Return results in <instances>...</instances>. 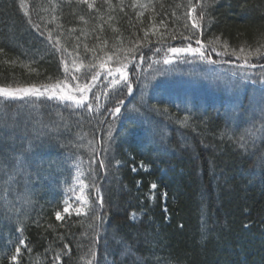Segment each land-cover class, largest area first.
I'll return each instance as SVG.
<instances>
[{"label": "trees", "instance_id": "obj_1", "mask_svg": "<svg viewBox=\"0 0 264 264\" xmlns=\"http://www.w3.org/2000/svg\"><path fill=\"white\" fill-rule=\"evenodd\" d=\"M21 2L0 0V88L14 91L0 94V122L11 129L0 139V219L10 220L0 264H264V80L253 83L259 69L231 87L201 74L235 70L242 60L224 63L237 60L233 49L264 45V0H192L194 10L188 0ZM197 38L216 64L167 51ZM165 56L178 59L164 74L170 85H152ZM117 68L133 93L122 86L99 108ZM32 87L44 95L15 91Z\"/></svg>", "mask_w": 264, "mask_h": 264}, {"label": "snow or ice", "instance_id": "obj_2", "mask_svg": "<svg viewBox=\"0 0 264 264\" xmlns=\"http://www.w3.org/2000/svg\"><path fill=\"white\" fill-rule=\"evenodd\" d=\"M81 3H84L86 5H88L89 8H93L94 7V3L90 2V0H80ZM190 9L194 10V6L192 5V0H188V5H187ZM21 7H24L23 4V0L21 2ZM203 9V5L201 6ZM27 15V12H26ZM205 18V11H201L200 12V20H203ZM29 23H31V20L29 19ZM201 25L197 22V21H193L192 24V28L197 29L200 28ZM41 35H43V33H41ZM185 39L191 40L192 37H185ZM217 40L219 39V37L216 38ZM197 47H192L191 43H189L187 46L182 47V48H178V47H170L167 49L168 52L170 53H199V56L201 59H205L208 60L209 63L211 64H216L217 62L214 60L210 59V55H206L205 51L202 50L203 49V45L202 42L199 38L196 39L195 41ZM261 47H264V45H261L260 47H257L255 49L252 50H248L244 47L240 48V53H244L243 56H240L236 53V50L233 49L231 55H236L237 56V60L234 61L231 59V56L228 60H225L224 63L225 64H236L237 61H241L242 63L238 64L237 68L235 70H229L228 72H218L216 71V69H204L203 72L201 73L205 78H208V75L211 73L215 76V78L217 80H221L223 81L227 86L231 87L233 85L235 86H239L238 84H236L237 80H251L252 76L249 74L250 70H255V69H259V73L257 74L258 79L254 80L253 83H259L261 80H264V63L260 62V61H264V52L261 51ZM225 48H227V44H225ZM211 51H215V48H212ZM219 54V53H217ZM250 56H256L258 58L257 63H252L249 59ZM141 61H143V56H141ZM164 64H170L171 60L167 58V56H165L164 60H163ZM103 67V66H101ZM117 72H121V80L123 81V87L127 89V92L129 95H131L133 93V84L131 82V80L128 79L127 75L123 74V71L121 68H117L116 69ZM160 72L161 75L167 74V72L169 71V69H160L158 70ZM111 75V72L109 73ZM99 78V73H93L91 79L93 81L97 80ZM113 84L116 83H120V81H117L115 79H113L112 81ZM88 85H85L84 88H79L78 90L81 92H84L85 90L88 89ZM48 91H50L51 89H47ZM15 91L21 92L23 93L25 96L27 95H38V96H43L44 92L41 91L40 88H36V87H32V88H28V89H16ZM0 94H2L4 97H14V91L9 90L8 88H0ZM68 99H76V97L73 96H69L67 97ZM262 98H264V93H262ZM87 99L86 96H82L80 98V100L78 101V103H83V100ZM124 101L123 100H117L116 101V107L114 110L110 109L109 111L111 112L112 115H117L121 112V108L120 105L123 104ZM89 109L91 108V105H88ZM262 112H264V108L261 109ZM11 131L10 126L7 124V122H0V139H3V137L5 135H7L9 132ZM109 140H111V136L109 135L108 137ZM243 139V138H242ZM243 146V145H242ZM96 149L93 148V152H95ZM105 152H107V148L104 149ZM16 164L18 166H23L24 164V159H23V155L16 157ZM95 158L93 157V160ZM99 165L101 168L105 167V163L104 160H100L99 161ZM262 165H264V161H262ZM3 162L0 161V171H3ZM136 169L133 168V171H135ZM19 171V167H14L12 169L9 170V172L11 174L8 175V180L9 181H13L14 179V174L16 172ZM25 175H27V173H25ZM139 183V182H138ZM93 186L95 187V184H93ZM157 188V185L155 183L150 185V189L151 190H155ZM164 196H166L167 194L164 193ZM96 201L95 207L92 209V211L96 212V215L93 217L94 220H99L100 224L95 225L94 230L95 231H99V228L102 226L103 223V216L97 211V209L103 208V197L100 195L99 191H97L96 196L93 198ZM64 204L67 205L68 201L65 200ZM63 213L66 215L71 216L72 215V210L70 207L65 206L63 208ZM75 214L77 216L81 215L80 209L77 208L75 210ZM55 216L57 218V220H61L62 219V214L60 211H56L55 212ZM95 243V241H93ZM123 243V242H121ZM21 246H25V241L23 239H21L19 241V244H17L15 246V251L12 252V254L8 257V259L12 260V261H16L17 257L21 254L20 249ZM67 247V246H65ZM90 253L91 255H95V252L92 251L90 249ZM128 255H131V251L129 249L128 251ZM60 260V257L57 256L55 257V261L58 262ZM90 264H92V262H90Z\"/></svg>", "mask_w": 264, "mask_h": 264}, {"label": "rangeland", "instance_id": "obj_3", "mask_svg": "<svg viewBox=\"0 0 264 264\" xmlns=\"http://www.w3.org/2000/svg\"><path fill=\"white\" fill-rule=\"evenodd\" d=\"M92 1L93 0H90V2H92ZM167 58L171 60V63L172 64H164L163 63L164 58H162V59H156L154 61V63L163 66V69H168L169 67H171L174 64L178 63L177 62L178 59H177L176 56H175V58L174 57H167ZM199 59H200V57H199ZM71 60L75 62L73 65H75V66L76 65H80L79 63H76L77 62L76 60H73V59H71ZM188 60H190V62H194L192 59H188ZM198 62H199V60H198ZM78 68H79V66H76V69L77 70H81L82 69L81 66H80L79 69ZM125 69H128V66ZM123 74L124 75H127L126 73H123ZM110 76H113V77L108 78L107 81H106V85L108 86L107 87V90H106L107 93L103 91L104 93L101 92V94L99 96L100 97V99H99V105H100L99 108H102L105 105V103L107 102V97L110 94V92H113L116 89H119V88H121L123 86V81L121 80V73L120 72H117L116 69H115L114 71H112V74ZM163 76L164 75H161L160 72L158 71L156 73V75H155L156 78L152 79V85H158V83L160 85H163V84L164 85H170V84L167 83V81L170 82V80L167 77H165V76L163 77ZM186 76L194 77L195 74H193V73L192 74H185L183 76L178 75V76H176V80H175L176 83L178 85L179 84H186L187 83L186 81L188 79V78H186ZM113 79H115L117 81H120V83L113 84L112 83ZM69 90L70 89H63L62 92L60 90L58 92H60L64 97H67V94H69ZM81 95H84V92H82ZM25 203L27 205V201ZM16 214H17L16 212H11V215H13V216L16 215ZM9 221L10 220H7V219H5V220L4 219L3 220L0 219V227H6V226H8ZM1 239H2V237L0 236V240Z\"/></svg>", "mask_w": 264, "mask_h": 264}]
</instances>
